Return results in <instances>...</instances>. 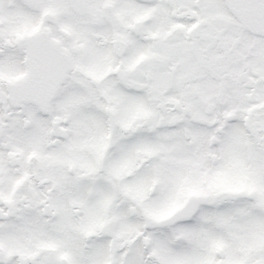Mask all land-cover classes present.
Wrapping results in <instances>:
<instances>
[{"label": "snow or ice", "instance_id": "snow-or-ice-1", "mask_svg": "<svg viewBox=\"0 0 264 264\" xmlns=\"http://www.w3.org/2000/svg\"><path fill=\"white\" fill-rule=\"evenodd\" d=\"M0 264H264V0H0Z\"/></svg>", "mask_w": 264, "mask_h": 264}]
</instances>
